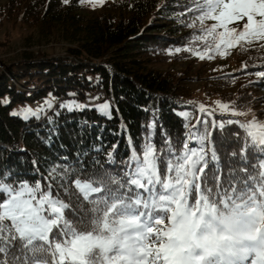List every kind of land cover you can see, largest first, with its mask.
Here are the masks:
<instances>
[{
  "label": "snow or ice",
  "instance_id": "6c2138e0",
  "mask_svg": "<svg viewBox=\"0 0 264 264\" xmlns=\"http://www.w3.org/2000/svg\"><path fill=\"white\" fill-rule=\"evenodd\" d=\"M79 3L103 6L105 0ZM185 13L193 14L186 27L199 24L192 40L202 41L203 51L175 47L168 50L169 56L184 51L203 61L211 58L210 50L224 57L234 47L259 44L264 49V0H191ZM207 20L214 23L206 25ZM232 24L237 26L229 27ZM254 74L264 77V70ZM61 107L72 111L85 105ZM218 107L221 114L231 108V116L250 114L252 119L209 120L213 113L200 104L203 119L191 130L184 125L180 151L166 138V154L158 152L153 138L146 137L139 153L132 149L122 174L106 169L72 181L78 192L76 206L54 193L48 177L42 178L45 186L4 169L0 264H264V122L229 103L218 102ZM96 110L111 118L108 102ZM42 111L27 108L11 115L39 120ZM178 114L189 119V111ZM233 124L246 136L240 166L225 176L212 134ZM249 150L254 163L249 162ZM107 158L115 163L113 153ZM57 167L49 169L52 177ZM59 182L63 185V177Z\"/></svg>",
  "mask_w": 264,
  "mask_h": 264
},
{
  "label": "trees",
  "instance_id": "16d2710c",
  "mask_svg": "<svg viewBox=\"0 0 264 264\" xmlns=\"http://www.w3.org/2000/svg\"><path fill=\"white\" fill-rule=\"evenodd\" d=\"M190 4L191 0H110L99 10H89L79 0H70L67 5L63 0H8L0 6V16L70 43L66 57L25 53L22 60L0 72V172L11 169L19 178L41 180L45 186L42 178L48 177L54 193L58 191L63 200L76 206L78 192L72 181L87 180L106 169L122 174L132 149L139 153L146 137L153 138L158 152L166 154V138L180 151L185 132L203 119L196 106L186 100L189 89L182 81H196L200 75L186 78L155 67L199 61L184 51L168 55L169 49L182 46L203 51L204 43L192 40L199 24L196 28L185 26L193 15L185 13ZM210 53L213 59L239 54L243 68L229 74L233 77L256 76V71L264 70V49L259 44L228 49L224 57L214 50ZM250 84L264 92V77ZM97 92L106 97L93 99ZM70 100L85 107L72 111L61 107ZM222 100L245 112L262 104L261 97L244 87L223 95ZM105 101L112 105L111 118L96 110ZM52 102L58 105L48 109ZM43 107L46 115L39 120L11 115L18 109L22 113L27 108ZM182 111H189L188 120L178 114ZM208 119L247 123L240 117L213 115ZM245 136L237 124L213 132L225 176L240 166ZM108 153H113L114 164L108 162ZM248 158L255 162L251 150ZM54 165L58 167L52 177L49 169Z\"/></svg>",
  "mask_w": 264,
  "mask_h": 264
},
{
  "label": "rangeland",
  "instance_id": "374dc122",
  "mask_svg": "<svg viewBox=\"0 0 264 264\" xmlns=\"http://www.w3.org/2000/svg\"><path fill=\"white\" fill-rule=\"evenodd\" d=\"M7 1L8 0H0V6L6 4ZM108 1L110 0H105L103 6ZM83 6L89 10H99L103 7L99 4L93 6L89 3H84ZM69 46L70 43L58 35H43L36 27L21 24L15 20L0 16V72H2L7 65L22 60L25 53H32L34 55L43 54L48 57H66L67 48ZM155 68L173 74H184L186 78H195L200 75L199 79L196 81H182V86L189 89V95L186 97V100L192 105H195L197 109H199L200 104H204L205 108L209 112H212L213 115L233 117L231 116V108L228 112L221 114L218 102L225 103L222 100V96L227 93H236L243 87L251 89L256 97L262 98V104H260L257 109L249 112L254 113L258 121L264 122V92L254 89V86L250 84L258 77H233L229 75L243 68L242 60L238 53L224 59L206 58L203 61L199 60L195 63H168L157 65ZM105 102L109 103L110 110L112 111L110 101ZM69 103L82 104L72 100L68 101L66 104ZM51 105V108H47L52 109L58 104L52 102ZM31 109L36 111L41 108ZM43 109L45 108L43 107ZM19 111L18 109L15 112L20 113ZM42 115H46V110L40 112V116ZM239 117L246 122L252 119V115L250 114Z\"/></svg>",
  "mask_w": 264,
  "mask_h": 264
},
{
  "label": "built area",
  "instance_id": "2783aa9c",
  "mask_svg": "<svg viewBox=\"0 0 264 264\" xmlns=\"http://www.w3.org/2000/svg\"><path fill=\"white\" fill-rule=\"evenodd\" d=\"M95 96H96V97H99V98H105V97H106V95H105L103 92H97V93L95 94Z\"/></svg>",
  "mask_w": 264,
  "mask_h": 264
}]
</instances>
